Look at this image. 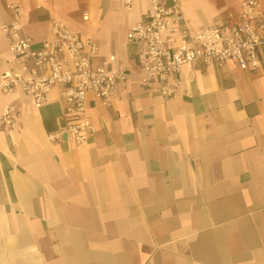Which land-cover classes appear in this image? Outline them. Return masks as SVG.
Listing matches in <instances>:
<instances>
[{"label": "crops", "instance_id": "obj_1", "mask_svg": "<svg viewBox=\"0 0 264 264\" xmlns=\"http://www.w3.org/2000/svg\"><path fill=\"white\" fill-rule=\"evenodd\" d=\"M13 3L33 47L56 19L97 43L94 64L114 55L128 73L109 104L88 94L82 144L47 138L65 124L56 92L39 106L0 92L17 110L0 128V264H264V53L255 70L184 65L164 101L126 41L147 0H0V74ZM239 4L181 0L190 28Z\"/></svg>", "mask_w": 264, "mask_h": 264}, {"label": "built area", "instance_id": "obj_2", "mask_svg": "<svg viewBox=\"0 0 264 264\" xmlns=\"http://www.w3.org/2000/svg\"><path fill=\"white\" fill-rule=\"evenodd\" d=\"M133 0H123L130 8ZM143 19L126 33L136 50L144 78L142 86L156 82L155 91L166 101L174 96L178 74L184 65H222L235 61L244 70L260 66L264 53L262 0H240L236 20L222 19L211 25L190 28L185 22L181 0H147ZM12 21L2 24L9 58L0 74V92H19L32 106L47 102L56 92L65 124L47 134L51 142L62 139L84 143L93 132L86 99L92 94L109 104L118 84L126 83L127 70L109 55L94 64L99 47L89 37H80L67 23L50 20V34L38 47L23 33V8L8 4ZM87 16L84 15L83 19ZM16 107L0 111V128L8 130Z\"/></svg>", "mask_w": 264, "mask_h": 264}]
</instances>
